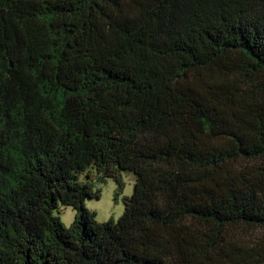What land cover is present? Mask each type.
<instances>
[{
    "label": "trees",
    "instance_id": "16d2710c",
    "mask_svg": "<svg viewBox=\"0 0 264 264\" xmlns=\"http://www.w3.org/2000/svg\"><path fill=\"white\" fill-rule=\"evenodd\" d=\"M124 172L100 223L81 178ZM257 231L264 0H0V264H264Z\"/></svg>",
    "mask_w": 264,
    "mask_h": 264
},
{
    "label": "rangeland",
    "instance_id": "374dc122",
    "mask_svg": "<svg viewBox=\"0 0 264 264\" xmlns=\"http://www.w3.org/2000/svg\"><path fill=\"white\" fill-rule=\"evenodd\" d=\"M81 179L93 184L95 190L101 191V199L99 201H86L88 209L97 214L98 222L105 223L111 219L118 221L125 210L124 198L133 195L135 185L134 174L129 172L122 173V190L119 189L118 184L113 179H106L104 183H97L94 175H92L90 180L86 179V176H82ZM55 215L60 217L64 227L69 229L74 223L76 212L72 208H63L61 212H56ZM248 233L250 234V231ZM263 236L262 231H257L252 236H246V238L247 240H253V238L261 239Z\"/></svg>",
    "mask_w": 264,
    "mask_h": 264
}]
</instances>
